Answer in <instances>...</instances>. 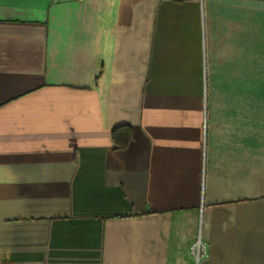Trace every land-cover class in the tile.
<instances>
[{
  "label": "crops",
  "instance_id": "obj_1",
  "mask_svg": "<svg viewBox=\"0 0 264 264\" xmlns=\"http://www.w3.org/2000/svg\"><path fill=\"white\" fill-rule=\"evenodd\" d=\"M0 264H264V0H0Z\"/></svg>",
  "mask_w": 264,
  "mask_h": 264
},
{
  "label": "trees",
  "instance_id": "obj_2",
  "mask_svg": "<svg viewBox=\"0 0 264 264\" xmlns=\"http://www.w3.org/2000/svg\"><path fill=\"white\" fill-rule=\"evenodd\" d=\"M133 137V129L130 126H120L113 130V139L117 149H125Z\"/></svg>",
  "mask_w": 264,
  "mask_h": 264
},
{
  "label": "built area",
  "instance_id": "obj_3",
  "mask_svg": "<svg viewBox=\"0 0 264 264\" xmlns=\"http://www.w3.org/2000/svg\"><path fill=\"white\" fill-rule=\"evenodd\" d=\"M191 254L197 263L203 258L208 257L209 247L202 239L201 235H199L191 245Z\"/></svg>",
  "mask_w": 264,
  "mask_h": 264
}]
</instances>
